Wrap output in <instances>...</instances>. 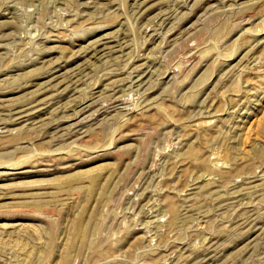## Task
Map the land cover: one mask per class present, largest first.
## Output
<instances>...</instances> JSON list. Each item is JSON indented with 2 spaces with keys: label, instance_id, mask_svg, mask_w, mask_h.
<instances>
[{
  "label": "rangeland",
  "instance_id": "374dc122",
  "mask_svg": "<svg viewBox=\"0 0 264 264\" xmlns=\"http://www.w3.org/2000/svg\"><path fill=\"white\" fill-rule=\"evenodd\" d=\"M0 264H264V0H0Z\"/></svg>",
  "mask_w": 264,
  "mask_h": 264
}]
</instances>
